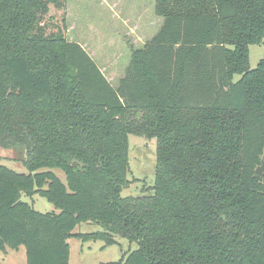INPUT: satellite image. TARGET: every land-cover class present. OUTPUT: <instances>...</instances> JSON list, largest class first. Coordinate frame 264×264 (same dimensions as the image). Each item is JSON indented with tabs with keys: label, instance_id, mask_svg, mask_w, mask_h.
<instances>
[{
	"label": "trees",
	"instance_id": "16d2710c",
	"mask_svg": "<svg viewBox=\"0 0 264 264\" xmlns=\"http://www.w3.org/2000/svg\"><path fill=\"white\" fill-rule=\"evenodd\" d=\"M61 1L0 0V148L27 169L0 164V251L68 264V239L119 236L137 248L118 264H264V0H155L163 22L116 85L37 28ZM129 134L156 139L155 180L123 197Z\"/></svg>",
	"mask_w": 264,
	"mask_h": 264
},
{
	"label": "rangeland",
	"instance_id": "374dc122",
	"mask_svg": "<svg viewBox=\"0 0 264 264\" xmlns=\"http://www.w3.org/2000/svg\"><path fill=\"white\" fill-rule=\"evenodd\" d=\"M154 7L155 0H62L57 6L48 5V12L41 17L37 28L45 36L62 37L66 41L79 43L107 79L116 85L125 73L132 51L141 48L163 22L162 17L155 15ZM263 54L264 40L261 44L249 46V64L252 68L257 66ZM239 77L236 75L234 80ZM15 152L0 148V164L27 173L19 159H12ZM155 152V138L128 135L129 184L122 188L123 197L151 191L155 180ZM59 175L64 181V174ZM22 200L42 213L56 211L39 194L31 197L23 195ZM98 230H102V227L93 222H82L74 228L75 232L81 233ZM116 240L115 244L105 245L100 239L83 241L70 238L68 264H118L123 256L137 248L136 243H129L122 237L117 236ZM0 264H26L25 248H8V253L0 251Z\"/></svg>",
	"mask_w": 264,
	"mask_h": 264
},
{
	"label": "water",
	"instance_id": "95a60500",
	"mask_svg": "<svg viewBox=\"0 0 264 264\" xmlns=\"http://www.w3.org/2000/svg\"><path fill=\"white\" fill-rule=\"evenodd\" d=\"M255 171H256V174H258L260 176L263 174V172H264V160L263 159L261 161V164L259 166H257Z\"/></svg>",
	"mask_w": 264,
	"mask_h": 264
},
{
	"label": "crops",
	"instance_id": "0c3cea01",
	"mask_svg": "<svg viewBox=\"0 0 264 264\" xmlns=\"http://www.w3.org/2000/svg\"><path fill=\"white\" fill-rule=\"evenodd\" d=\"M155 13V12H154ZM156 15V14H155ZM163 20V19H162ZM149 24H150V22H149ZM158 31V30H157ZM151 37L149 36V38H148V40L150 39ZM146 42V41H145ZM144 42V43H145ZM144 43H143V45H144ZM130 62V61H129ZM121 78V77H120ZM5 253H8V248H7V250L6 251H4Z\"/></svg>",
	"mask_w": 264,
	"mask_h": 264
}]
</instances>
